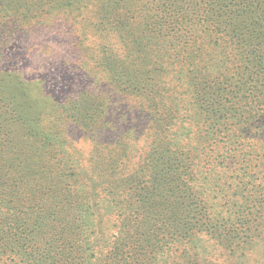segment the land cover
Here are the masks:
<instances>
[{
    "label": "trees",
    "instance_id": "trees-1",
    "mask_svg": "<svg viewBox=\"0 0 264 264\" xmlns=\"http://www.w3.org/2000/svg\"><path fill=\"white\" fill-rule=\"evenodd\" d=\"M57 19L60 90L4 48ZM263 207L264 0H0V264H236Z\"/></svg>",
    "mask_w": 264,
    "mask_h": 264
},
{
    "label": "rangeland",
    "instance_id": "rangeland-1",
    "mask_svg": "<svg viewBox=\"0 0 264 264\" xmlns=\"http://www.w3.org/2000/svg\"><path fill=\"white\" fill-rule=\"evenodd\" d=\"M8 13L9 16L3 18L1 21L4 23H8L10 27H14L11 24L16 23L18 18L21 17H17V19H15V14H13L11 10ZM20 29H23V27H21ZM70 29L71 28L69 24L65 23L61 19H57L54 22L53 26L49 27L48 29H35L36 31L34 32V34L30 35V37L27 38L29 42L26 41L25 38H23L17 40V42L12 45L4 46V48L6 49L5 54L11 56V54L14 53L17 58L21 57V54L25 53V59H30L32 62L38 57L37 55H39L43 49H46L47 57L45 58V60L49 62L52 65L50 67L53 68L52 74L48 78V82L56 81L55 85L58 84V90H60L62 89V85L59 84V82L64 85L65 75H62V77L60 78H56L55 76H58V74L60 76L61 74H64V69L66 68V64L68 63V61H75V59L71 57L73 37L71 36ZM25 59L24 61H26ZM16 62V59H14L11 62H6L4 66L13 65ZM71 78L72 80L74 79V81L79 83L82 87L87 85L85 80L80 75H78V73H76V75H72ZM71 138L75 143H73L72 146L77 155L80 154L82 150H85V152L89 151L92 147L91 145L86 146L87 143L82 140L83 138L78 133H76V131H73L71 133ZM243 217L247 218L253 223L252 231L256 232L253 234L260 235L263 239L262 243H264V233H262V231L264 232V207L261 210H259V208H255L254 210H252V214L246 212L244 213ZM262 243H259L258 245L256 244L254 249L242 253L243 255L238 254L236 264H264V244ZM217 260V264H225V259L223 260L221 258H218ZM179 261L180 260L175 258L173 262H170L168 264H177Z\"/></svg>",
    "mask_w": 264,
    "mask_h": 264
}]
</instances>
